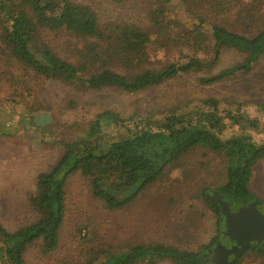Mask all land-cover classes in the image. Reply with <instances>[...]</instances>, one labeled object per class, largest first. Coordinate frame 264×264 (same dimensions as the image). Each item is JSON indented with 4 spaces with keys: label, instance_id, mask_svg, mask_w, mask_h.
Here are the masks:
<instances>
[{
    "label": "trees",
    "instance_id": "trees-1",
    "mask_svg": "<svg viewBox=\"0 0 264 264\" xmlns=\"http://www.w3.org/2000/svg\"><path fill=\"white\" fill-rule=\"evenodd\" d=\"M171 1L159 0L148 11L146 22L138 25L103 22L90 4L80 0H0V89L7 84L10 92L32 103L29 82L33 78L89 91L138 94L181 75L205 72L197 81L209 86L246 76L264 55V28L246 36L199 18L191 29L176 31L174 20L166 18ZM44 32L68 35L70 51L76 48L73 44L79 50L73 58L61 54L44 39ZM151 48L165 56L175 48L180 56L153 68ZM224 50L236 52L241 60L213 72ZM200 52L211 56H196ZM252 104L264 106L258 101ZM253 105L234 97L207 96L123 115L104 110L96 113L81 135L55 138L61 154L37 173L28 195L35 218L15 229L0 223V264H27V249L35 244L42 256L56 252L66 214V188L73 175L86 181L90 195L104 208L120 210L197 149L220 159L216 167L221 168L222 180L199 186V196L214 218L215 234L209 242L197 250L164 243H138L123 250L89 246L86 264H215V243L230 241L223 234L224 216L213 191L223 196L231 210L255 199L264 204L250 189L254 168L264 158V138L259 135L263 121L249 111ZM30 112L43 111L33 107ZM83 228L78 227L77 233ZM246 256L257 259L253 264H264V240L231 256L230 264H244Z\"/></svg>",
    "mask_w": 264,
    "mask_h": 264
},
{
    "label": "rangeland",
    "instance_id": "rangeland-1",
    "mask_svg": "<svg viewBox=\"0 0 264 264\" xmlns=\"http://www.w3.org/2000/svg\"><path fill=\"white\" fill-rule=\"evenodd\" d=\"M80 1L90 4L103 22L138 25L144 24L148 11L159 5V0H125L120 5L106 0ZM166 18L174 20L176 31L191 29L203 18L252 36L264 28V0H172L167 4ZM43 34L63 55L73 58L75 50H79L73 44L76 48L70 51L68 35ZM183 52L191 53L187 49ZM164 54L151 48L153 68H160L166 60L175 61L180 56L175 48L167 56ZM196 56L209 59L211 55L200 52ZM240 60L236 52L224 50L213 72ZM202 75L205 72L181 75L138 94H124L114 89L89 91L33 78L29 82L32 103L24 95L10 92L4 84L0 89V223L15 229L35 218L28 195L34 190L37 173L49 168L61 154L54 139L81 135L98 112L109 110L123 115L145 111L157 104L165 106L207 96L264 104V55L246 76L204 86L197 81ZM33 107H40L42 114L31 115ZM249 111L263 121L259 135L264 138V106L259 109L253 105ZM219 161V157L204 149L190 152L180 166L168 170L132 204L114 211L104 208L90 195L86 181L78 174L73 175L66 188V214L58 249L42 256L35 244L27 249V264H86L89 246L123 250L138 243H164L197 250L215 234L214 218L199 196V186L222 180L221 168L216 167ZM250 189L264 199V158L254 168ZM261 209L264 211V204ZM80 226L85 228L77 233ZM81 237L86 240L82 241ZM256 260L246 256L243 261L253 264Z\"/></svg>",
    "mask_w": 264,
    "mask_h": 264
},
{
    "label": "water",
    "instance_id": "water-1",
    "mask_svg": "<svg viewBox=\"0 0 264 264\" xmlns=\"http://www.w3.org/2000/svg\"><path fill=\"white\" fill-rule=\"evenodd\" d=\"M213 197L224 216L223 234L234 244L228 247L217 241L212 259L215 264H230L231 256L245 252L254 241L264 240V212L258 208L259 199L231 210L229 203L216 190L213 191Z\"/></svg>",
    "mask_w": 264,
    "mask_h": 264
},
{
    "label": "flooded vegetation",
    "instance_id": "flooded-vegetation-1",
    "mask_svg": "<svg viewBox=\"0 0 264 264\" xmlns=\"http://www.w3.org/2000/svg\"><path fill=\"white\" fill-rule=\"evenodd\" d=\"M262 206H263V204L260 202V204L258 205V208H259L260 211L264 212V211L261 209ZM223 244H225L226 246L229 247V246H231L232 244H234V242H230V243L225 242V243H223Z\"/></svg>",
    "mask_w": 264,
    "mask_h": 264
}]
</instances>
